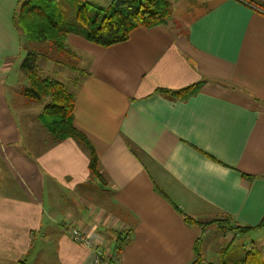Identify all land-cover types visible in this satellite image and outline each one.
Segmentation results:
<instances>
[{
  "label": "crops",
  "instance_id": "crops-1",
  "mask_svg": "<svg viewBox=\"0 0 264 264\" xmlns=\"http://www.w3.org/2000/svg\"><path fill=\"white\" fill-rule=\"evenodd\" d=\"M18 1L0 0V264H26L36 238L54 242L45 253L56 264H86L89 252L64 225L108 256L122 244L120 264H190L201 230L184 216L259 224L264 10L257 6L264 0H176L165 25L138 28L108 48L67 37L85 73L67 79L72 121L95 151L99 178L89 175L88 151L71 138L56 141L40 122L44 107L21 97L22 39L12 24ZM198 83L185 101L158 92ZM261 232L260 239L249 234L247 249L264 255ZM219 236L206 253L220 251Z\"/></svg>",
  "mask_w": 264,
  "mask_h": 264
},
{
  "label": "trees",
  "instance_id": "trees-1",
  "mask_svg": "<svg viewBox=\"0 0 264 264\" xmlns=\"http://www.w3.org/2000/svg\"><path fill=\"white\" fill-rule=\"evenodd\" d=\"M173 1L176 0H107L106 7H103L80 0H19L15 6L13 27L26 45L33 46L31 50L23 48L26 55L20 65V72L26 87L21 92V97L36 104L48 99L49 102L40 115L42 126L56 141L71 138L88 151V171L93 178L100 177L99 161L91 143L73 125L74 96L65 85L43 78L38 72L37 64L39 61L51 63L80 77L84 76L85 73L79 68V58L66 45L69 35H76L88 43L108 48L127 41L129 35L138 28L151 29L165 25L170 19ZM240 1L249 4L247 0ZM62 7L70 9L73 20L83 30L69 25ZM257 7L264 10L263 6ZM199 88L200 83L176 92H158L185 101L195 95ZM200 153L212 160L208 155ZM223 219L226 221L200 223L184 216V223L189 228L201 227V234L206 228L215 227L224 237L229 232L244 236L264 229V217L254 227L238 225L229 217ZM119 242L123 243V240ZM201 243L202 236L193 244L194 259L190 264H203ZM233 243V239L226 243L218 253L217 263L209 264H264V255L258 249H235ZM121 247L122 244L119 243L115 247L116 255Z\"/></svg>",
  "mask_w": 264,
  "mask_h": 264
},
{
  "label": "rangeland",
  "instance_id": "rangeland-1",
  "mask_svg": "<svg viewBox=\"0 0 264 264\" xmlns=\"http://www.w3.org/2000/svg\"><path fill=\"white\" fill-rule=\"evenodd\" d=\"M80 1L88 2V3H91V4H95V5H100V6H103V7H106V5H107V0H80ZM62 10H63V12L65 13V15L67 17V19L69 21L68 23H69L70 26H75L77 29L83 30L82 27L77 25L76 22L73 20V13L70 11V9L65 10L62 7ZM21 43H22L21 48H22L23 56L25 57L26 52L24 51L23 48L28 47L31 50L32 49L31 47H33V46H31V44L26 45V43L24 41H22ZM37 69H38L39 74L43 78H48L50 80L59 82V83L65 85L67 87V89L68 88L71 89V86H70L69 82L67 81L68 77L72 76L71 71L66 70L64 68H61L59 66H55V65H53L51 63H44L42 61L38 62ZM10 99L15 100L12 97ZM48 102H49L48 99H45L42 103L39 102L40 104L38 106L43 108L46 105V103H48ZM213 221L214 222L215 221H222L223 222V221H226V219L216 218V219L212 220V222ZM233 221H234V219H233ZM208 222H211V221H208ZM200 223H207V222H200ZM208 229L209 228H206L205 230H208ZM200 230H201V227H200ZM261 231H264V229L261 230ZM261 231H257V233H256V234H258L257 239L261 238V235H262ZM233 233L234 232H229L224 237L218 229H216L215 227H212L211 231H210V234H207L204 238H203L204 235L201 234L203 245L201 243L202 248H200V250H201L202 255H204L203 257L206 260H211L210 263H217L218 255H217V257H215V256L219 252L217 253V249L216 250L214 249L212 252L206 253L205 245L207 244L208 246H211V247H217L216 242H217V238L221 239V237L219 236L220 234L223 236V238H224L223 242H225V244L230 242L231 239H233L234 240L233 246H234L235 249L244 248L246 250L247 249V245H249L247 237L249 236L250 233L247 234V235H244V236L234 235ZM37 236L38 235H36V237ZM253 243H259V242H258V240L255 239V242H253ZM54 245L55 244H54L53 241L48 243V244H42V243H40V240L38 238H36L34 241H32L31 251H30L29 256H27V258L23 259V261H25L26 264H56V262L54 260V255L51 254L50 251H49V253H45V249L46 248L49 249V250H52L54 248ZM224 245H222L221 247L223 248ZM39 247H43V251L42 252H39V251L36 252V249L39 248ZM205 259H203V264H205V261H204Z\"/></svg>",
  "mask_w": 264,
  "mask_h": 264
},
{
  "label": "built area",
  "instance_id": "built-area-1",
  "mask_svg": "<svg viewBox=\"0 0 264 264\" xmlns=\"http://www.w3.org/2000/svg\"><path fill=\"white\" fill-rule=\"evenodd\" d=\"M62 228L74 244L85 248L89 252L86 264H120L116 254L108 256L96 241L89 239L86 234L78 228L71 225H64ZM128 240V236L123 238L124 243Z\"/></svg>",
  "mask_w": 264,
  "mask_h": 264
}]
</instances>
